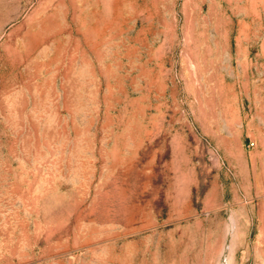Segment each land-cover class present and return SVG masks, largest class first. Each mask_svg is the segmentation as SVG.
<instances>
[{
    "label": "rangeland",
    "instance_id": "obj_1",
    "mask_svg": "<svg viewBox=\"0 0 264 264\" xmlns=\"http://www.w3.org/2000/svg\"><path fill=\"white\" fill-rule=\"evenodd\" d=\"M0 264H264V0H0Z\"/></svg>",
    "mask_w": 264,
    "mask_h": 264
}]
</instances>
